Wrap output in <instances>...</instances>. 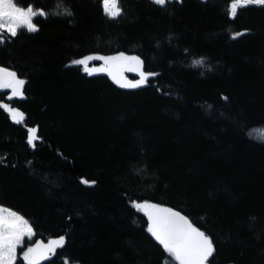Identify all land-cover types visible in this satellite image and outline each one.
Here are the masks:
<instances>
[{
    "label": "trees",
    "instance_id": "trees-1",
    "mask_svg": "<svg viewBox=\"0 0 264 264\" xmlns=\"http://www.w3.org/2000/svg\"><path fill=\"white\" fill-rule=\"evenodd\" d=\"M15 2L51 13L58 0ZM62 3L71 16H37L38 31L0 42V66L25 81L21 99L0 92V206L30 224L25 246L65 237L39 264H168L133 206L150 202L212 238L211 264H264V142L247 135L264 128V6L232 19L230 0H120L110 19L102 0ZM121 53L157 75L122 88L72 63Z\"/></svg>",
    "mask_w": 264,
    "mask_h": 264
},
{
    "label": "snow or ice",
    "instance_id": "snow-or-ice-1",
    "mask_svg": "<svg viewBox=\"0 0 264 264\" xmlns=\"http://www.w3.org/2000/svg\"><path fill=\"white\" fill-rule=\"evenodd\" d=\"M152 3L161 7L166 6L171 0H151ZM264 6V0H230L226 8V14L234 19L238 11L248 6ZM104 14L110 19L119 17L123 9L120 0H102ZM56 11L51 13L44 9H34L29 5L26 9L17 6L15 0H0V42L10 35L15 37L19 30L26 28L28 32L39 30L38 25L33 23L37 16L45 19L51 15L71 16L70 9L65 7L62 0H58ZM243 33H234L232 38L236 39ZM102 60L104 67L90 69L89 61ZM73 64L82 65L84 71L89 75L98 71H107L115 83L122 88H138L148 83L151 76L156 73L143 71V62L139 57L125 56L123 53L117 56H87L83 59L73 60ZM193 66L204 64L203 58L193 60ZM127 65L129 71H138L140 79L130 82L124 79L120 72H113L111 69ZM25 81L18 78L16 72L0 67V89H11V97H22ZM226 99V98H225ZM5 107L14 123L20 124L24 121V114L18 110ZM37 129H28L27 143L35 147ZM247 135L264 142V128L251 129ZM86 185L94 184L95 181L81 180ZM133 206L143 211L148 217L147 232L154 240L162 246L170 260L168 264H211V258L215 254V246L212 238L205 232L194 227L185 216L169 208L158 207L150 203H133ZM33 230L22 216L13 211L0 208V264H16L17 248L23 244L24 238H31ZM65 245V237L61 236L50 240L46 245L37 243L35 247H29L23 252L25 264H39L41 260L48 259L50 254H55L58 248ZM67 264V262H66Z\"/></svg>",
    "mask_w": 264,
    "mask_h": 264
},
{
    "label": "rangeland",
    "instance_id": "rangeland-1",
    "mask_svg": "<svg viewBox=\"0 0 264 264\" xmlns=\"http://www.w3.org/2000/svg\"><path fill=\"white\" fill-rule=\"evenodd\" d=\"M178 1H179V0H178ZM102 7H103V6H102ZM25 9H26V8H25ZM24 29H26V28H24ZM121 67H123V66H121ZM115 70L117 71V68H115ZM2 92L7 93V96H8V97H11V95H12V94H11V89H2ZM12 98H18V99H21V98H23V96H22V97H12ZM140 203H150V202H140ZM150 204L156 205V206H158V207H163V206H161V205H159V204H155V203H150ZM0 208H4V209H6V210L12 211V210H10V209H8V208H5V207H3V206H0ZM163 208H165V207H163ZM136 210H137V209H136ZM138 211H139V210H138ZM13 212H14V211H13ZM139 212L145 216V218H146V220H147V227H148V217L145 215V213H144L143 211H139ZM24 219H25V218H24ZM25 220H26V219H25ZM26 221H27V220H26ZM29 225H30V224H29ZM33 235H34V233H33ZM33 235L31 236V238L25 237V238H24V241H25V240H27V241H31L32 238H33ZM24 241H23V244H22L20 247L17 248V258H18L19 255H20V257L22 258V257H23V252L26 251L29 247H35L37 243L44 244V243H42V242H36V243L31 244V245L25 246ZM45 245H46V244H45ZM41 261H42V260H41ZM65 264H66V263H65ZM67 264H70V263H67Z\"/></svg>",
    "mask_w": 264,
    "mask_h": 264
},
{
    "label": "water",
    "instance_id": "water-1",
    "mask_svg": "<svg viewBox=\"0 0 264 264\" xmlns=\"http://www.w3.org/2000/svg\"><path fill=\"white\" fill-rule=\"evenodd\" d=\"M0 67H3V66H0ZM3 68H6V67H3ZM6 69H8V68H6ZM8 70H10V69H8ZM12 71V70H11ZM0 92H2V89H0ZM180 213V212H179ZM181 215H183L182 213H180ZM184 216V215H183Z\"/></svg>",
    "mask_w": 264,
    "mask_h": 264
}]
</instances>
